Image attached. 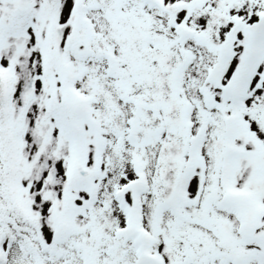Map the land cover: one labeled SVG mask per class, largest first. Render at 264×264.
Masks as SVG:
<instances>
[{
  "label": "snow or ice",
  "instance_id": "snow-or-ice-1",
  "mask_svg": "<svg viewBox=\"0 0 264 264\" xmlns=\"http://www.w3.org/2000/svg\"><path fill=\"white\" fill-rule=\"evenodd\" d=\"M0 264H264V0H0Z\"/></svg>",
  "mask_w": 264,
  "mask_h": 264
}]
</instances>
